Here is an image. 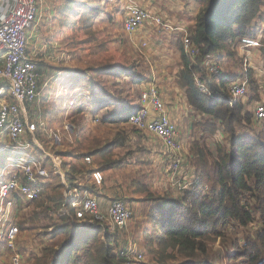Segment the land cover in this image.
Segmentation results:
<instances>
[{
    "label": "trees",
    "instance_id": "16d2710c",
    "mask_svg": "<svg viewBox=\"0 0 264 264\" xmlns=\"http://www.w3.org/2000/svg\"><path fill=\"white\" fill-rule=\"evenodd\" d=\"M101 1L67 0L65 3L68 13L75 4L79 5L74 13L80 12L81 28L91 39L94 34L90 30L94 18L102 9ZM199 2L201 7L187 30L192 46L198 49V53L193 57L186 54L180 35L176 43L180 56L175 83L188 108L186 113L192 114L194 119L198 117L191 123L193 135L185 155L192 179L175 198L155 197L151 192H146L143 201L150 205L146 217L152 227L146 232L147 235L145 233L144 252L148 254L150 264H218L219 255L211 256V244L214 240L224 241L226 232L233 227L241 238L234 237L231 242L227 254L230 263L264 264V124L255 130L257 124L264 120H257L254 109L248 108V103L255 104L259 100L260 85L253 71H243L236 50L237 41L243 36L258 39L264 46V36L259 37V24L255 22L261 20L264 23V0ZM122 32L125 33L123 29ZM98 45L105 46L103 42H98ZM262 46L259 49L264 53ZM97 55V52H93L89 59L92 61L90 69L98 77L85 81L91 86L92 95H96V87L100 92L107 93L103 80V75H107L112 76L116 84H132L135 97L129 94L125 104L120 102L119 96L112 102L100 100L97 110L92 113L99 116L102 126L126 123L137 109L135 100H138L141 86L153 77L141 74L133 60L116 61L112 57L98 60L94 58ZM223 56L233 58L240 71L210 74L208 65L216 59L218 62ZM45 66V63L41 65L39 62V72ZM63 71L71 74L73 82L81 81L86 73L81 68H66ZM196 76L204 82L208 93H202L197 88ZM245 76L252 96L248 102L242 101V98L231 102L227 85ZM155 84L158 87L157 82ZM41 85L42 81L39 80L38 87ZM116 91L117 88L114 94L109 93V97L113 99ZM173 103L174 100H171V105ZM167 109H170L169 105ZM77 112H82L81 106ZM37 135L40 137L39 132ZM210 136H215L214 141ZM216 136L221 139H216ZM129 140V133L117 131L112 141L106 144L103 141L85 153L69 151V161L65 163L67 182L74 185L77 176L83 177L89 173L90 170L79 165L85 155H97L103 160L100 166L110 168L115 163L111 161L110 149L127 148ZM181 161L178 170L182 166ZM52 179L56 183L47 182L39 198L31 204L41 208L45 218L50 209L56 211L63 204L69 210L57 221L51 218L50 222L43 224V233L48 237L42 241H47L42 242V250L33 254L28 261H32L31 264H128L126 258L120 255V250L112 251L113 244L117 245L118 241L116 231L102 222H93L90 226L80 224L69 202L63 198L62 184L58 178ZM83 188L94 191L93 185ZM37 213L31 219L32 223L37 221ZM253 225L255 231L247 234V229Z\"/></svg>",
    "mask_w": 264,
    "mask_h": 264
},
{
    "label": "rangeland",
    "instance_id": "374dc122",
    "mask_svg": "<svg viewBox=\"0 0 264 264\" xmlns=\"http://www.w3.org/2000/svg\"><path fill=\"white\" fill-rule=\"evenodd\" d=\"M66 1L67 0L42 1L43 7H46L43 9L40 21L41 23H50L51 28L45 30V27L41 24L42 27L39 29L40 32L38 40H36L37 42L30 39L28 44L29 52H37L38 45L43 42H50L51 37L54 41L58 40L57 48L52 47L51 51L52 55L58 58L56 64L58 67L57 73L59 75V80H50L46 85H44L42 80L41 92L33 105V109L41 120L46 117L56 118L51 120L50 123L52 125V130L59 132V141L57 144L53 141V138H48L46 133L44 136L40 134L42 148L43 150L51 152H63L61 156L66 157L65 154H68L71 150L85 153L95 146L101 145L103 141H105V144L112 141L117 131L131 134V139L129 140V146H127V148L120 149L114 147L110 149L111 161H115L110 168H102L100 164L103 160L97 155H91L92 165H84L82 159H80L79 165H82L83 168L88 170L96 167L103 172L104 180L102 185L94 187V191L91 189V191L89 190V193L101 202L100 207L103 213L112 199L123 200L128 206L132 213L127 224L128 229L131 230L133 228L136 230L135 233L134 231L132 232V237L139 240L142 245L141 249L137 252L143 256V264H150L149 256L144 252V248L146 240L145 233L150 230L152 223H150L146 217V210L149 209L148 207H150V205L149 203L147 204L146 201L144 202L143 198H145L146 192H151L155 197L166 196L175 198L179 196L180 189L187 187L192 179V171L185 163L184 153H181L182 166L180 169L169 174L167 172V164L170 159L164 152L163 143L159 138L149 132L134 128L128 122L106 126L100 125L99 116L92 113V99L90 98L92 95L90 90L91 86L88 85V81L85 82L87 80L85 76L81 81L78 80L77 82H73V80L70 79L72 77L71 74H63L60 73L59 70H66V68H81L86 70V66H91L92 63L89 59L90 54L93 55V52H97L98 55L94 58H98V60H101V58L106 59V57H112L116 61L133 60L137 64V70L145 75V77H148L152 74L149 71V65L151 63L153 66L155 64L154 60H156L157 51H154L156 47L154 43L156 41H154L152 37L149 39L145 37L146 46H143V41L140 40V35L137 32L133 35L123 33L121 23L125 16L122 10L117 8L118 6L121 8V5L117 1L115 4H110L111 2L107 1L104 3V0L101 1L102 9L93 20V26L90 31L94 34V37L91 39L89 35L85 34L84 29L81 28V22L79 21L80 12L74 13L75 10L79 9V5L75 4L71 12L68 13L67 6H65ZM180 1L189 3V8L191 10L190 18H193L194 14H196L197 10L199 11L201 7L199 0ZM188 15L189 14H186V16ZM255 22L259 24L257 28L259 37L264 36V23L261 20H256ZM141 29L142 31L147 32L149 30V32L153 33L155 32L154 30H158L154 25L147 23ZM168 35L166 44H169L170 38L173 36L172 34ZM98 42H103L105 46H99ZM170 47L171 46H166L167 53L170 56L168 63L166 61L164 62L166 64L165 66H168L165 71L166 76H157L158 73L156 72L153 74L154 77L150 82L155 84L157 82V77L161 79L163 89L157 88L165 104L166 111L169 112V115L171 114V118L173 119L172 122L174 123V119L177 120L174 124L179 131L181 140H185V148H188L193 135L191 134V123L196 119L198 120V117L194 119L192 114L190 115L189 113L188 115L182 109H178L177 106L171 105V100H174V102H177V105L184 107V101L180 95L181 91L179 92L176 87L174 90L172 85L173 77L171 75L172 71L175 72L177 69L179 53L175 49L171 52L169 50ZM258 52H260V54L255 55L256 64H262L261 66L264 68V53L261 51ZM39 54L40 53H38V55ZM42 60L40 61L41 65L44 63ZM221 60L222 61L219 62L215 61L218 63L221 71H227L228 67H231L232 61L227 58ZM145 65L147 71L144 70ZM155 67H157V65ZM109 77L112 81L108 80L109 87L107 88L113 89V91L109 92L115 93V88H117L115 96H121V91L125 93L122 100L123 104H125L129 94L135 97V87L132 84L120 82L117 83L119 84L117 85L115 79L112 76ZM41 79L42 78H40V80ZM116 85L118 87H115ZM141 89L142 86L140 91ZM247 94L248 95L242 98V101L248 102V98L252 96L249 89ZM260 94L261 92H259L258 98ZM168 105L170 109H167ZM56 106H58L57 110ZM79 106L82 108V112L80 113L77 112ZM248 108L253 110L254 103H248ZM93 118L98 119L96 124L92 123ZM64 123L70 124V130H65L63 128ZM263 124L264 122L257 124L255 130H258ZM202 128L205 127L202 126ZM214 137L215 136H210L211 140L214 141ZM216 137V139H221L219 136ZM38 153V150H36V155H38ZM12 155L14 154H0V172L3 171L2 166L6 164L4 158ZM46 164L49 167L48 162ZM86 176L87 174L83 177L80 176L81 178L78 179L84 184L82 179ZM52 181L53 184L56 183V180L51 178L50 182ZM89 185L91 184L88 183L84 186L89 187ZM140 191H145V193ZM35 212H38V218L36 222L32 223L31 219L35 215ZM46 217L48 219L41 214V208H36L32 204L27 205L26 203H22L20 206L16 205L13 223L18 227L19 233L16 244L17 250L15 252L22 255L21 264H31L32 261H28V259H31L33 254H37L42 250V242L46 243L47 240L44 239V241H42V239L48 236L46 237V234L43 233L44 229L42 226L50 222L49 219H51V217L48 212ZM102 224H107L111 230L119 234L120 230L110 226L107 221H103ZM254 229L255 226L253 225L251 229H247V234H251L255 231ZM234 237L241 238V235L237 234L236 228L231 227L226 232L224 241L220 239L214 240L212 242L213 244H211L212 246H209L212 249V257L219 255L218 264H231V261L227 259V254L230 251L231 242ZM116 244L117 245L113 244V252H118L121 248L120 246L123 245L122 242L119 244L117 242ZM13 253L14 252L10 251L5 252L6 258L10 259ZM130 263L131 261L128 262V264Z\"/></svg>",
    "mask_w": 264,
    "mask_h": 264
},
{
    "label": "built area",
    "instance_id": "2783aa9c",
    "mask_svg": "<svg viewBox=\"0 0 264 264\" xmlns=\"http://www.w3.org/2000/svg\"><path fill=\"white\" fill-rule=\"evenodd\" d=\"M124 13L123 30L133 34L146 23L160 27L162 30L173 29L168 20L159 14L142 7L137 0H119ZM42 0H0V154H14L4 159L6 164L0 172V249L14 252L6 262L0 256V264H21L22 255L16 253L18 227L13 223L16 205L31 204L41 195L44 186L51 178H58L63 186V198L73 209L75 219L80 224L91 225L93 222L107 221L116 229L122 230L132 216L123 200H110L105 212L97 198L83 188L81 180L71 185L66 180L65 159L57 152L43 150L39 132L43 136L53 138L58 144L59 132L53 131L45 122L29 117V108L38 97L37 63L28 53V32L33 29L39 19ZM182 41L186 54L193 57L198 49L192 46L191 37L184 29ZM241 49L260 48L258 39L243 36L238 39ZM143 46L146 43L142 42ZM245 56V67L248 60ZM211 74H217L218 65L212 61L208 65ZM195 84L202 93H208L204 82L198 76ZM231 102L243 98L248 92L246 78L232 81L227 85ZM254 117L264 120V91L254 104ZM41 120V119H40ZM97 118L92 119L96 124ZM127 122L134 128L149 132L159 138L169 156L167 172L178 170L181 161L180 144L177 140L176 125L170 119L159 89L152 82L146 83L139 94L137 109L128 117ZM63 128L70 130L69 123ZM38 150V155H36ZM85 165H92L90 155L82 158ZM48 162V165L46 164ZM88 180L94 187L102 185L104 176L98 168H92ZM20 202V204H18ZM69 208L63 204L58 210L50 209L48 214L54 221L68 213ZM51 230V229H49ZM138 246L131 242L120 249V255L133 264H143V256L137 252ZM127 262V263H128Z\"/></svg>",
    "mask_w": 264,
    "mask_h": 264
},
{
    "label": "crops",
    "instance_id": "0c3cea01",
    "mask_svg": "<svg viewBox=\"0 0 264 264\" xmlns=\"http://www.w3.org/2000/svg\"><path fill=\"white\" fill-rule=\"evenodd\" d=\"M116 1L119 2V4L121 5L119 0H109V2H111L110 4H115ZM137 3L139 5H141L142 7L150 10L152 13L159 14V15L163 16L166 20L169 21V23L171 24V26L173 28L171 30L166 31V30H162L160 27H156L155 26L156 28H158V30L157 29L154 30L155 31L154 33L153 32H149V30L147 32L146 31H142L141 28L136 30V32L140 35V40L143 41L144 43H146V38L149 39L151 37L154 39V41H156L154 43V46H156L154 48V51H157L156 52L157 53L156 60H154L155 64L152 66L151 63H150V65H149V71H150V73H152L151 77H154L153 74H155L156 72L158 73L157 76H161V75L162 76L163 75L166 76L165 71L167 70L166 67H168V66H165L166 64L164 62L166 61L168 63V60H169V57H170L168 55V53H167L166 46L167 47L171 46L169 48V50L171 52L173 51V49H175L179 53V50H178V48L176 46V43H177V37L180 35L181 38H182V36H183V31H181L180 29L188 30V26L192 24V22H193V20L195 18V15L198 12V10H197L196 14L193 13L194 14L193 18H190L189 16L191 14V10L189 8V3H186L185 1H180V0H137ZM40 6H41V9H40L41 13L39 15L38 22H37L36 26L28 32V35H29L28 44H29V40L30 39L34 40L35 42H37L36 40H38L39 32H40L39 29H41L42 25L45 27V30L47 28L48 29L51 28L50 23H48V22L41 23L40 19H41L42 13H43V9L46 6L43 7L42 3L40 4ZM117 8L119 10H122V7L120 8L118 6ZM186 14H189V15L186 16ZM147 24H151V22L147 23ZM121 29H123V21L121 23ZM136 32H134L133 34H136ZM133 34H130V35H133ZM168 34H170V35L172 34L173 36L170 38L169 44H166L167 43V41H166L167 40V36H169ZM57 41L58 40H55V41H54V39L52 40V37H51V41L50 42H43L40 45H38L37 52H31V51L29 52V50H28L29 55L37 63V73H38V79L37 80L39 81L40 78H42L41 81L43 80L44 85H46L50 80H54V79L57 80V81L59 80V75L57 73V71H58L57 68L58 67H57V64H56L58 62V58H57V56H53L52 55V51H51L52 47L57 48ZM147 44H148V42H147ZM262 47L264 49V46H262ZM236 48H237L236 49L237 50V57L239 58V60H240V62L242 64L243 71L244 72H249V71H251V72L253 71L254 72V74H255V76L257 78V82L260 85V90L259 91L262 93L264 91V68L261 66L262 64H259V65L256 64V60H255V55H259L260 52H258V51H261V50L259 48H257V49L256 48H254V49H241L240 47H238V42L236 44ZM38 53H40L39 54L40 56L38 55ZM245 56L247 57L246 60H248V67H245V65H244ZM223 58H226V57L225 56L221 57V59H223ZM215 59H216V57L213 58V60H215ZM41 60L46 64V66L43 68L42 72H39L38 64H39V62ZM228 60L232 61L231 62V67H228L227 71H221L219 69L218 73L220 71L221 72H228V73H234V72H237V71L239 72L240 71V69L238 67V64L235 63L233 58H229ZM219 61H222V60L218 59V62ZM214 62L218 65V63L216 61H214ZM177 64H179V60L177 61ZM146 65L144 66V70L145 71H147ZM156 65H157V67H155ZM86 67H87V69H86V73H85V78L87 80H95L98 76H97L96 72H94V71H92L90 69V67H92V65L91 66H86ZM218 67H219V65H218ZM178 69H179V66L177 65L176 71L175 72L172 71L171 75L173 77L172 78L173 79L172 80L173 81L172 85H173L174 90H175V87H176V89H178V91L180 92L181 90H179V88L176 86V83H175L176 73H177ZM59 72L63 73V74H70V73L64 72L63 70H59ZM246 79L248 81L247 77H246ZM103 80L105 82V85L107 84L106 85V92L107 93H104L102 91L100 92L98 87L95 88V91H97L96 95H94V96L92 95L90 97L92 99V102H91L92 103V107L91 108L93 109V111L97 110V107L99 106V101L100 100H108V102H112L114 99H117V97H118V96H115V95H114L113 99L109 97V93H111L109 91H113L112 88H109V89L107 88V87H109L108 80H111V78L109 76H107V75H103ZM157 85H158V87L160 89H163L162 81L158 77H157ZM248 89H249V81H248ZM40 92H41V87H38V97L40 95ZM124 94L125 93H123L121 91V96H119L120 97V102H122ZM181 94H182V92L180 93V95ZM38 97H37V99H38ZM138 97H139V95H138ZM125 98H127V97H125ZM164 100L166 101L165 98H164ZM137 101L138 100H135L136 104H137ZM34 103L29 108V113H28L29 117L31 119H33V120L42 121V120H40V118L37 116L35 110L33 109ZM166 104H167V101H166ZM172 105L177 106L178 109H182L183 111H185V113L188 110V108L186 107L185 104H184V107H182L180 105H177V102H174ZM168 115H169V112H168ZM57 117H59V116H57ZM169 117L173 121V119L171 118V114L169 115ZM53 119H56V118H54V117H52V118L51 117H46V118L43 119V121L45 122V124L49 125L50 128L52 129V125H51L50 121L53 120ZM175 122H177L176 119H174V123ZM129 139H131V134H129ZM177 140H178V142L180 144L181 153L183 152L184 154L183 153L182 154H183V156H185L187 154L188 148L187 147L185 148V143H184L185 140L184 139L181 140L178 130H177ZM163 146H164V144H163ZM164 152L167 154V157L169 158L168 153L166 152L165 146H164ZM57 153H59L61 155L63 152H57ZM65 155H66V157H64V159L67 162V161H69V157L67 156V154H65ZM181 160H182V155H181ZM88 174H87V176H88ZM87 176L84 179H82L83 182H84V184L82 183L83 185H86V184L90 183ZM76 178L78 179V178H81V177L77 176ZM99 204H101L100 201H99ZM88 226H90V225H88ZM133 231H134V233L136 232V230L133 229V228L131 230H129L128 226L126 228H124V230H120L119 231V234L117 236L118 237V241L117 242H118V244L122 242L123 245L120 246L121 248H124V247L128 246L131 242H135L137 244V246H138V249H141L142 245H141L140 241L137 240L135 237H132V232ZM0 256L3 259V261L6 262V258H5V255H4V252H3L2 249H0Z\"/></svg>",
    "mask_w": 264,
    "mask_h": 264
}]
</instances>
